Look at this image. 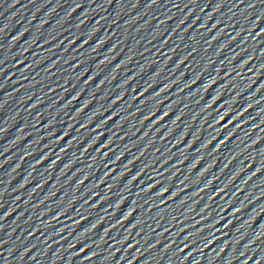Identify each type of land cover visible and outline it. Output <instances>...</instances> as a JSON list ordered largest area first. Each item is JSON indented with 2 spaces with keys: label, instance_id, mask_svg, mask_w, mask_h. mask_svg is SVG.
<instances>
[{
  "label": "water",
  "instance_id": "water-1",
  "mask_svg": "<svg viewBox=\"0 0 264 264\" xmlns=\"http://www.w3.org/2000/svg\"><path fill=\"white\" fill-rule=\"evenodd\" d=\"M0 264H264V0H0Z\"/></svg>",
  "mask_w": 264,
  "mask_h": 264
},
{
  "label": "snow or ice",
  "instance_id": "snow-or-ice-1",
  "mask_svg": "<svg viewBox=\"0 0 264 264\" xmlns=\"http://www.w3.org/2000/svg\"><path fill=\"white\" fill-rule=\"evenodd\" d=\"M221 119H223V117H221ZM167 191V189H165V192Z\"/></svg>",
  "mask_w": 264,
  "mask_h": 264
}]
</instances>
